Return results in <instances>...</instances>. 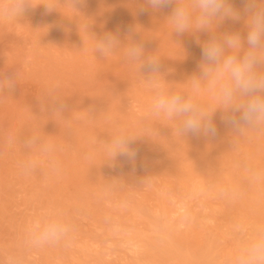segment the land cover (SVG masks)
<instances>
[{
    "label": "rangeland",
    "instance_id": "1",
    "mask_svg": "<svg viewBox=\"0 0 264 264\" xmlns=\"http://www.w3.org/2000/svg\"><path fill=\"white\" fill-rule=\"evenodd\" d=\"M31 3L21 23L0 25V77L16 82L0 92V264H232L238 226L250 235L264 222V182L246 171L264 169V132L237 136L218 111L214 138L181 136L180 121L151 114L153 91L139 64L124 61L126 46L99 56L90 33L142 42L177 91L198 71L209 34H175L170 8L141 11L144 0H83L79 11L71 0ZM226 31L243 34V21L225 20L217 34ZM56 97L63 114L51 113ZM119 129L138 136L135 166L107 163L103 142ZM29 135L56 144L58 174L47 162L21 173ZM54 209L74 225L71 237L27 247L26 224Z\"/></svg>",
    "mask_w": 264,
    "mask_h": 264
},
{
    "label": "clouds",
    "instance_id": "2",
    "mask_svg": "<svg viewBox=\"0 0 264 264\" xmlns=\"http://www.w3.org/2000/svg\"><path fill=\"white\" fill-rule=\"evenodd\" d=\"M83 0H71V6ZM241 8L234 6V0H144L141 11L160 12L170 8L166 19L173 26L174 33L182 35L190 31L206 32L207 42L201 47L198 71L188 79L186 90H170L158 77L160 59L146 52L144 44L129 35V42L122 44L110 33L97 37L87 31L95 40V52L107 56L118 48L125 47L124 61L139 64L144 82L152 89L150 112L156 117L180 121L176 131L181 136L195 135L214 138L217 126L214 117L220 112V120L237 136L250 132H264V0H240ZM48 11L55 10L44 5ZM32 7L31 0H0V25L21 23ZM79 11V10H78ZM225 20L243 21L244 33L240 31L219 32V25ZM16 87L14 77H0V92L10 93ZM206 94L211 103L201 101ZM51 113L66 109L64 99L56 97L47 100ZM138 136L126 129L117 130L103 142L107 163L115 165L124 158L135 166L138 149L133 147ZM28 157L19 163L22 174L29 175L44 162L58 174L60 161L56 158L57 146L50 140L35 135L26 136L23 141ZM254 183L264 182V169H246ZM74 231V225L66 214L58 209L33 217L26 224L24 244L40 249L66 242ZM239 237L232 264H264V222H258L248 234V229L238 226ZM7 264H19V258L9 256Z\"/></svg>",
    "mask_w": 264,
    "mask_h": 264
}]
</instances>
